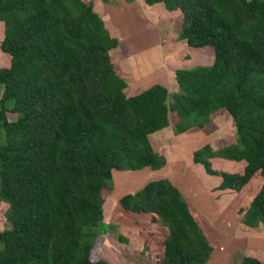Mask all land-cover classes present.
Wrapping results in <instances>:
<instances>
[{
    "label": "trees",
    "instance_id": "16d2710c",
    "mask_svg": "<svg viewBox=\"0 0 264 264\" xmlns=\"http://www.w3.org/2000/svg\"><path fill=\"white\" fill-rule=\"evenodd\" d=\"M144 1L178 10L179 39L213 50L211 64L175 71L176 92L156 83L127 94L109 54L118 41L91 3L0 0V50L10 59L0 67V264H110L99 256V225L113 173L165 165L149 136L169 125L171 111L175 134L227 111L235 142L216 150L207 143L193 160L235 192L221 226L235 216L241 230L264 223V0ZM117 203L164 229L160 264L212 257L209 223L167 178ZM117 229L120 242L132 243L134 233ZM240 264L264 260L246 254Z\"/></svg>",
    "mask_w": 264,
    "mask_h": 264
},
{
    "label": "crops",
    "instance_id": "0c3cea01",
    "mask_svg": "<svg viewBox=\"0 0 264 264\" xmlns=\"http://www.w3.org/2000/svg\"><path fill=\"white\" fill-rule=\"evenodd\" d=\"M84 1L91 3L93 9L101 16L111 37L116 38L118 42L124 41L126 36L131 39L128 43V50L126 43L122 46L124 51L123 55H119L120 59L118 61L120 62H114L110 54L112 63H118L127 82V94L138 93L140 90L156 83L164 85L171 93L176 92L178 91V84L175 80V71L179 68L192 67L191 65L188 66L190 60L192 62L197 60L194 65L203 64L200 61V55L205 56V49L207 48L194 49L189 47L184 41L179 39V31L174 33L172 30V24H174L172 17L178 15V10L169 11L161 2L148 5L144 0ZM114 3L118 4L114 5ZM147 9L149 10L145 12ZM150 15H153V18ZM3 30L4 26L2 24L0 25V41L4 35ZM117 46L118 48L120 47L118 43ZM146 50H150V53L147 54ZM173 55H175L172 60L173 64H170L171 56ZM153 57H156L157 62L152 61ZM9 64V56L0 50V67H8ZM171 112H169V125L149 136L155 151L163 154L166 158L165 165L160 167L159 175L155 176L151 172L155 169L149 167L135 171H116L113 173V181L117 182V187L113 191L119 193V188L121 187L122 189L126 185L128 186L127 188L133 187L138 190L149 180L167 178L187 202L192 215L209 223L207 231L212 236V242L215 246L212 257L209 259L210 264V261H214L217 255L218 245L226 237L224 235L219 237L216 234L217 229L222 230L219 223L220 215L234 199L235 192L232 189L220 188L221 176L207 172L201 163L195 162L193 160V152L207 143L210 144L213 150L228 145L213 148V141L220 142L229 135V130L225 128L231 118L224 112L213 113L203 127H193L186 132L175 134L173 126L177 121V116L175 114L172 124L170 119ZM218 114L224 119L220 124L217 121ZM216 115L217 119L213 122ZM210 123H215L211 129L208 128ZM207 128L210 129L209 135H206V139L198 143V138L202 136V133ZM169 129H172L173 134L176 136L189 135V138H191L187 141H182L183 143L179 147L182 150L176 152V154L171 149H158L152 141L155 138L157 139L156 142L160 143L159 139H162V135ZM121 180H124V182L120 183ZM237 227L238 231L235 235L229 236L234 244L232 249L240 250L239 248H241V250H245L244 255L248 254L264 260V223H260L257 228L252 230H241L239 225ZM221 259L224 264L227 263L225 256L221 257Z\"/></svg>",
    "mask_w": 264,
    "mask_h": 264
},
{
    "label": "rangeland",
    "instance_id": "374dc122",
    "mask_svg": "<svg viewBox=\"0 0 264 264\" xmlns=\"http://www.w3.org/2000/svg\"><path fill=\"white\" fill-rule=\"evenodd\" d=\"M118 3H114V5H117ZM149 9L145 10L147 12ZM179 11L177 12L178 15L175 16V21H174V16L172 17L174 24H172V30L175 33L176 30V23L179 25V20L177 18L180 16ZM176 14V12H175ZM153 18V15H150ZM179 19V18H178ZM3 23L0 21V25ZM123 35V34H122ZM131 41V39L127 38L124 39V41L118 42V46L116 48H112L109 51V54L112 55L113 61H118L119 55H123L124 44L126 43V48L128 50V43ZM178 41V38H177ZM207 49L205 56L200 55L201 58V63L200 65H209L213 61V50L211 47L206 46ZM120 49V50H119ZM193 50V49H191ZM203 50V49H201ZM208 50V51H207ZM150 50H146V53L149 54ZM2 52V51H1ZM200 52H205V51H200ZM3 53V52H2ZM209 53V54H207ZM5 54V53H4ZM175 55L171 56V62L174 59ZM183 58V57H182ZM177 59V58H176ZM122 61V59H121ZM152 61L157 62L156 57L152 58ZM197 63V60L193 61L190 60L188 62V66L191 65L192 67L195 66L194 64ZM115 66L119 68L118 63H113ZM187 66V65H186ZM168 68V67H166ZM1 90H2V85H0V95H1ZM171 93V92H170ZM224 112L227 115V111L224 109H220L214 114ZM175 113L171 112L170 113V119L171 123L173 124L174 119H175ZM10 119L16 118L15 114H10L9 115ZM231 118V116L229 115ZM217 115L215 116L214 121H216ZM218 124H220L224 119L222 118L221 115L218 114ZM215 123H210L208 128L214 127ZM219 126V125H218ZM206 129L203 133L202 136L198 138L199 142L201 143L203 140L206 139V135H209V130ZM226 130H229V135L224 138L222 141L214 142L213 148L214 147H219L222 145L230 144L232 142H235V137H234V121L232 118L229 121V124L225 128ZM171 130V131H170ZM162 139L160 138L159 141L160 143H157V139H152L154 145L158 149H171L174 154L176 152L182 150L180 147V144L183 143L182 141L184 140H189V135H174L172 132V129L167 130L165 134L162 135ZM2 141V137L0 139ZM181 141V142H180ZM161 168L155 169L151 171L155 176L159 175ZM146 172V171H145ZM129 174V173H128ZM113 181V180H112ZM124 182V180H121L120 183ZM117 182L113 181L112 182V188L109 191V195L112 197H108L105 200V203L103 205V220L101 224L99 225V231L102 234L104 240L100 243L99 247V256L101 258H104L106 261H108L110 264H160L159 257L161 254V241L164 235V229L156 223L154 220H151L150 215H142V214H136V213H128V212H123L122 208L118 205L117 201L121 195H123L126 192L130 191H137L136 188H127L128 186H124L122 189L121 187L119 188V193H115V189L117 187ZM130 189V190H129ZM114 190V191H113ZM114 198V199H113ZM7 208V204L4 202L0 203V229H3L4 227L7 226V221L5 218V211ZM236 217V216H235ZM233 217L229 223L223 224L221 226L222 230L217 229V233L219 237L226 236L221 240L222 243L218 245V251L216 252L217 255L215 256L214 261L211 260L210 264H224L222 262L221 257H226L227 258V263L226 264H240L241 257L245 254V250H235L233 248V240H230L229 236L235 235V233L238 231V218ZM117 223H121L123 227L126 229V232L134 233L135 237H132V243L128 241L127 243L120 242L117 239L118 236V229H117ZM232 223V225H230ZM230 226H229V225ZM140 234V235H139ZM131 239V238H130ZM1 246V244H0ZM98 255V253H97ZM260 256V254H259ZM225 259V258H224ZM223 259V260H224ZM209 264V260L207 262Z\"/></svg>",
    "mask_w": 264,
    "mask_h": 264
},
{
    "label": "built area",
    "instance_id": "2783aa9c",
    "mask_svg": "<svg viewBox=\"0 0 264 264\" xmlns=\"http://www.w3.org/2000/svg\"><path fill=\"white\" fill-rule=\"evenodd\" d=\"M133 193V192H132Z\"/></svg>",
    "mask_w": 264,
    "mask_h": 264
}]
</instances>
